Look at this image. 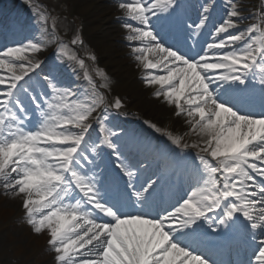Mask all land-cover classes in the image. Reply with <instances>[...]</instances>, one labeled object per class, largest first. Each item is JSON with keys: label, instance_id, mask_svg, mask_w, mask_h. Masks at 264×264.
Segmentation results:
<instances>
[{"label": "snow or ice", "instance_id": "1", "mask_svg": "<svg viewBox=\"0 0 264 264\" xmlns=\"http://www.w3.org/2000/svg\"><path fill=\"white\" fill-rule=\"evenodd\" d=\"M172 6L173 0L119 3L123 19L140 26L128 28L133 35L126 39L142 45L132 47V53L145 56L136 57L144 69L166 73L145 77V86L162 90L155 98L162 96L166 105L174 104V114L186 117L190 130L206 138L203 151L215 162L201 157L197 162L205 173L202 186L175 210L161 215L143 213L156 181L135 189L136 173L124 166L112 140L114 133L103 124L96 147L110 150L115 169L127 183H118L106 196L91 168L83 171L95 163L84 149L97 102L77 99L73 90L62 89L50 77L44 78L49 95L33 97L20 82L40 67L32 58L45 49L29 44L0 50V181L5 182V191L22 197L20 206L33 232L39 235L46 230L54 264H212L183 243L209 220L208 213L216 214L215 223L208 225L212 233L231 228L239 218L253 232L259 231L248 264H264V113L250 117L238 111L241 101L228 95L231 90L225 87L244 85L251 74H256L254 82L264 85V47H254L252 38L264 15L240 34L224 37L246 22L229 2L225 22L213 33L207 50L186 57L161 46L154 35L153 16ZM209 10L202 8L201 27ZM149 52L159 54L155 63L147 61ZM21 92L34 113L25 108ZM112 107L119 110L122 104L116 100ZM34 115L37 123L29 130ZM169 139L180 147V139ZM93 154L98 155L95 149ZM125 201L141 211L128 212Z\"/></svg>", "mask_w": 264, "mask_h": 264}, {"label": "bare ground", "instance_id": "2", "mask_svg": "<svg viewBox=\"0 0 264 264\" xmlns=\"http://www.w3.org/2000/svg\"><path fill=\"white\" fill-rule=\"evenodd\" d=\"M179 1L173 0L174 6L170 8L171 11L173 10L174 12L175 8L179 6ZM115 2L116 0H65V4L68 5L67 11H64L63 14H57L50 3L45 5L43 10L29 2L17 5V2L15 3L13 0H0V14L8 20V23L13 21L12 26L14 24L18 25L17 21H22V26L25 25L15 39L17 38L23 43L28 40V43L17 48H23L29 44H38L45 49L42 53L32 58L33 62L39 63L46 60L45 66L43 65L45 74L56 77L59 80L68 81L71 90L77 94V99L85 101L95 100L97 102L96 111L93 112L88 122L92 128L88 138L98 135V118L101 116L109 118L113 116V113L109 111L112 108V97L119 96V101L123 108L133 111L134 115H136L137 122H130L133 128L130 133H133L134 140L137 139L139 143L149 146V150L152 148L155 153L158 152L161 156L159 162L165 163L168 160L181 162V171L183 172L182 187L183 185L184 187L183 190L182 187L180 189V191L182 190L181 194H179L180 191L177 193L179 198L188 194V191L192 192L202 186V182L196 188H194L196 185L187 186L186 184L188 181L192 182V177L195 176L193 169H195L196 165L191 164L190 161L196 163V160L203 157L210 162V158L203 151V146L207 140L190 130L186 117H178L174 114V104L173 106L166 105L162 96L160 99L155 98V93L162 91L158 86H145V77L156 75L155 72L159 71L144 69L136 57L139 56L140 59H145V56L132 53V47H141L142 45L135 40L129 41L126 39L128 36H132L133 33L128 30L129 26L125 27L124 23L121 22L122 20H119L123 19L124 13L119 8V4ZM205 5L206 3L203 4L199 0L189 1L185 3V9L189 12L188 15L192 19H202V8ZM261 5L263 7L262 16L264 15V0ZM76 7L83 9V15L79 21L81 22V27L83 25V29L88 32L84 40L78 39L76 43V46H78L76 47L78 48L77 51L82 53L88 41L99 43L95 53L89 47L88 52L85 53V59L91 63L94 70L97 71L96 64L99 61L105 66L107 71L105 75L95 76L96 74H94V82L89 79L85 80L84 69L77 63V61L82 63L80 59L76 58L71 52L65 51L62 45L59 47L56 45L57 40L68 36L71 29L69 19L78 17L74 10ZM48 15L50 16L48 17ZM247 16L251 20L257 18L252 13H247ZM219 19V15L214 12L211 15L210 22H216ZM82 20L84 23H82ZM246 22L244 26L248 28ZM20 26L21 24L19 23L17 29ZM4 27L6 28V26ZM68 38L70 41L75 40L72 36ZM163 40L158 37V41L162 42ZM125 44L132 45L124 46ZM152 47H155V44H152ZM59 52H63L64 55H58ZM91 53L94 59H89ZM158 57V53L149 52L146 59L150 63H155ZM93 92L95 95H93ZM116 92H119L120 95H117ZM19 96L24 101L25 108L29 112L34 113L35 109L30 106L22 93H19ZM36 123L37 118L34 115L29 126L33 125L34 127ZM124 138H120L118 144L120 151L126 156L128 149L132 146V141ZM169 138L180 139V147L177 148L173 145ZM134 149L135 146L133 147ZM197 164L199 163L197 162ZM4 184V181H0V264H54L55 254L46 243L48 239L46 230L39 235L33 232L27 223L28 218L20 206L22 197H16L13 192L5 191ZM168 204V201H164L163 209L167 208ZM183 243H185V240Z\"/></svg>", "mask_w": 264, "mask_h": 264}, {"label": "rangeland", "instance_id": "3", "mask_svg": "<svg viewBox=\"0 0 264 264\" xmlns=\"http://www.w3.org/2000/svg\"><path fill=\"white\" fill-rule=\"evenodd\" d=\"M13 1L14 2H18V4L20 3V5H23V4L29 2V3H32L33 5H36L39 8H42L43 10L45 9V5L50 3L52 5L53 9L57 12V14H63V12L67 11V9H68L67 8L68 5L65 4V0H13ZM120 2H121V0H116L115 3L119 4ZM236 2L239 3L237 8L239 7V8L242 9L240 11H243V12H239L238 11L239 15L241 16L242 14L247 13L246 10L249 9V6H250L251 2L249 0H236ZM74 10H75V12H76V14L78 15L79 18L76 17V18H73V19H69L70 20V28H71L70 32H69L67 37H65L63 39H60V40H57L56 41V45H57V47L62 45L63 46L62 48L65 51H67L68 53L71 52L72 54H74L76 56V58L80 59L82 64H83V69H84L85 76H87L89 80L94 82V79H93L94 74H96L95 76L105 75L107 71H106L105 66H103L99 61L96 64L97 71L94 70V68L92 67L91 63H89V61L87 59H85V53L88 52L89 47L91 49H93L94 53H95V49L97 47H99V43L88 41L87 46L84 47L83 50H82V53H83V55H82L81 51H77V49H78V48H76V47H78V46H76L77 44L74 45L72 43V40L70 41V39L68 38L69 36H72V38H74L76 41H78V39H81V40L83 39L84 40V37L85 36L87 37V34H88V32L83 29V25L81 27V22L79 21V19L83 15V9L81 7L80 8L76 7ZM49 16L50 15H48V17ZM119 20H122V19H119ZM121 22L124 23V25H127L129 27H140L138 25H135V23H133L132 21H125L124 20V22H123V20H122ZM82 23H84V21ZM252 25H253V23H252ZM225 36L228 37V36H232V35H229V32H228V33L224 34V37ZM50 37H52V36H50ZM43 38H45V37L43 36ZM55 39H57V37H55ZM25 43H28V40H25V42L23 44H25ZM19 44L20 43L17 42V43H13V44H10V45L5 46V47H0V50H6L8 48H14V47L17 48V47H20V46L23 45V44H21V45H19ZM131 45L132 44H125L124 46H131ZM237 47H240V46L238 45ZM91 57H93L92 53H91ZM162 73L165 74L164 72H162ZM162 73L155 72V74H157V75H161ZM123 75H125V74H123ZM123 75H120V76H123ZM69 86H70L69 84H65L64 83V85L62 86V89H70ZM123 90H124V88H123ZM116 94L120 95L119 92H116ZM115 97H112V105H113V103L116 100L120 99L119 96H115ZM111 109H112V112H116L117 113V111H121V115L123 114L124 116H132L133 118H136V115H134L133 111H131V110L123 112L122 111L124 109L123 106L119 110H117V109H115L113 107ZM102 122H103V120H101V123Z\"/></svg>", "mask_w": 264, "mask_h": 264}]
</instances>
